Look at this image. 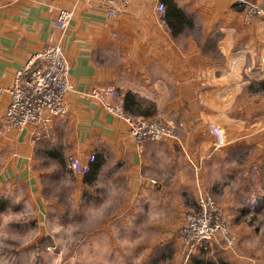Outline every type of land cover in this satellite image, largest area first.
Wrapping results in <instances>:
<instances>
[{
  "label": "crops",
  "instance_id": "obj_1",
  "mask_svg": "<svg viewBox=\"0 0 264 264\" xmlns=\"http://www.w3.org/2000/svg\"><path fill=\"white\" fill-rule=\"evenodd\" d=\"M162 1L164 21L151 0H132L123 15L110 19L96 0H0V89L11 86L14 72L44 49L49 35L60 37L54 25L59 11L73 12L62 37L72 87L65 96L67 115L39 136L33 126L0 136V188L22 183L39 200V174L33 170L38 146L46 150L52 183L53 167L64 180L65 174L74 176L69 157L86 164L94 155L78 188L94 187L107 162L111 173L124 169L132 214L141 216L142 210L167 203L175 210L187 183L196 184L198 198L214 157L228 158L236 149L237 156L248 153L246 167L260 161L264 0ZM246 5L259 6L262 17L246 23ZM97 86H113L128 117L153 118L176 137L137 147L126 124L90 99ZM8 101L3 93L0 128ZM211 124L226 132L220 149L213 148ZM261 187H255L258 194ZM263 200L260 196L255 204Z\"/></svg>",
  "mask_w": 264,
  "mask_h": 264
},
{
  "label": "rangeland",
  "instance_id": "obj_2",
  "mask_svg": "<svg viewBox=\"0 0 264 264\" xmlns=\"http://www.w3.org/2000/svg\"><path fill=\"white\" fill-rule=\"evenodd\" d=\"M171 132L166 138L176 137ZM44 149L33 152L39 200L22 183L0 188V264H264V200L255 204L264 198V155L249 168L248 153H234L240 150L213 158L201 194L214 200L229 236L219 233L212 245L189 249L181 231L197 210L196 184H185L175 210L167 203L137 216L124 169L111 173L105 162L104 175L86 191L78 188L83 176L63 180L52 166V183Z\"/></svg>",
  "mask_w": 264,
  "mask_h": 264
},
{
  "label": "built area",
  "instance_id": "obj_3",
  "mask_svg": "<svg viewBox=\"0 0 264 264\" xmlns=\"http://www.w3.org/2000/svg\"><path fill=\"white\" fill-rule=\"evenodd\" d=\"M96 1L109 19L123 15L132 2V0ZM151 1L154 3L157 17L164 21L166 7L163 1ZM262 11L259 6L246 5L244 20L250 23L261 18ZM72 18V11L61 9L54 21L60 37L49 35L44 49L32 54L29 60L14 72L11 86L0 89V96L7 93L9 97L4 112L5 126L0 128V136L10 130L21 131L32 126L38 130L35 135L39 136L40 132L50 127L56 119L67 115L65 96L72 91V87L69 82L70 64L65 55L62 37L71 28ZM88 95L108 115L126 124L128 137L137 147H141L140 145L146 142H160L166 137H172L171 129L164 124L142 117H128L113 86H97L90 89ZM208 133L214 136V149L225 146L226 135L219 126L211 124ZM87 160L85 164L72 156L68 159L67 168L78 176L86 175L89 172V164L94 162L95 156L90 155ZM197 201L196 212L187 217L181 231L189 249L212 245L219 233L226 239L229 236L214 200L208 195L201 194Z\"/></svg>",
  "mask_w": 264,
  "mask_h": 264
}]
</instances>
